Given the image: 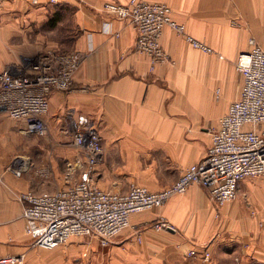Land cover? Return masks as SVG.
I'll return each mask as SVG.
<instances>
[{"label": "crops", "instance_id": "1", "mask_svg": "<svg viewBox=\"0 0 264 264\" xmlns=\"http://www.w3.org/2000/svg\"><path fill=\"white\" fill-rule=\"evenodd\" d=\"M49 1L3 3L0 73L8 67H25L35 58L38 49L31 48V36L27 38L29 32L20 28L19 17L49 18L56 10ZM109 1L128 0L59 3L74 10V21L82 32L74 44L80 60L71 89L53 90L49 96L45 120L54 130L56 146L52 177L74 175L76 181L83 163L105 190L124 193L137 182L159 191L207 155L213 129L239 98L243 80L236 60L252 48L251 37L264 48V0H147L168 4L190 34L213 49L196 48L166 27L162 45L169 58L157 62L137 51V30L130 22L104 10ZM13 35L20 41L12 42ZM24 53L30 57L20 61ZM71 112L86 114L95 122L104 147L100 164L89 166L74 144L68 127ZM14 121L0 120V139L12 138L14 152L18 140V147L29 152L31 141L20 136ZM42 146L48 157L49 141ZM27 155L17 157L28 165L20 177L9 170L8 154L0 151V257L23 255V264H65L63 245L50 253L49 261L48 254L32 247L33 239L25 229L21 193L53 190L55 185L33 172L34 163ZM246 179L238 194L245 189L258 193L260 200L249 207L253 217L239 200L219 205L205 187L193 184L163 206L133 214L131 233L120 234L124 237L113 246L115 252L134 258L136 264H264V239L258 235L259 225H264V185L255 188L246 183L243 189ZM159 218L170 227L156 229L153 224ZM194 247L210 248L211 259L190 256Z\"/></svg>", "mask_w": 264, "mask_h": 264}, {"label": "built area", "instance_id": "2", "mask_svg": "<svg viewBox=\"0 0 264 264\" xmlns=\"http://www.w3.org/2000/svg\"><path fill=\"white\" fill-rule=\"evenodd\" d=\"M7 0H0V10ZM64 0H50L53 5ZM104 10L126 20L137 30L136 49L157 61L169 58L161 38L170 25L195 47L212 52V48L186 32V26L172 16L170 6L145 0L109 1ZM252 48L238 55L236 67L242 76L239 98L234 100L212 131L207 155L190 165L173 184L159 191L131 183L127 192L101 188L90 169L79 172V178L56 191L21 193L25 229L33 245L55 249L73 237H97L104 245L132 226L133 214L163 206L171 196L185 193L193 184L205 187L211 198L224 205L237 198L240 183L249 177H264V48L252 38ZM80 55L51 50L36 56L22 68L8 67L0 73V110L25 124L27 133H46L45 116L49 112V96L53 90H69ZM68 127L74 144L83 152L89 166L100 164L104 147L95 122L86 114L71 112ZM27 162L14 160L9 170L21 176ZM153 226L170 227L159 218ZM141 240L140 231L136 232ZM190 256L210 260L208 247H194ZM23 255L0 257V264H23Z\"/></svg>", "mask_w": 264, "mask_h": 264}, {"label": "rangeland", "instance_id": "3", "mask_svg": "<svg viewBox=\"0 0 264 264\" xmlns=\"http://www.w3.org/2000/svg\"><path fill=\"white\" fill-rule=\"evenodd\" d=\"M147 1V0H145ZM119 2V1H118ZM150 2V1H148ZM155 3V2H154ZM156 3H161V2H156ZM161 4H166V3H161ZM62 4L55 5L56 10L52 12L49 16V18H30L28 16H20L19 19V26L22 30L27 33V38L31 36V43L30 45L32 46V49H38L37 54L35 55L38 56L40 54L47 53L51 50H57L60 52L64 53H74L76 52L74 50V44L77 39V37L81 34V29L76 25L74 21V10L71 9L70 7L66 6H61ZM168 5V4H166ZM169 6V5H168ZM172 9V8H171ZM57 15L60 16V19L56 21ZM173 16V12H172ZM175 19V17L173 16ZM176 20V19H175ZM56 21V22H55ZM178 23V20H176ZM54 23V24H53ZM184 24V23H182ZM186 26V24H184ZM166 27L172 28L170 25H166L163 29V33ZM174 29V28H172ZM176 32H178L176 29H174ZM186 32L190 34L187 30L186 26ZM162 33V34H163ZM179 33V32H178ZM184 37L186 40L185 36L181 33H179ZM191 35V34H190ZM163 36V35H162ZM194 37V36H193ZM254 38L251 37L250 40ZM196 39V38H195ZM255 39V38H254ZM256 40V39H255ZM12 42H19L20 38L19 36L13 35V38L11 40ZM187 41V40H186ZM190 43L189 41H187ZM161 44H162V38H161ZM192 44V43H190ZM193 45V44H192ZM194 46V45H193ZM163 47V45H162ZM195 47V46H194ZM197 48V47H196ZM164 49V47H163ZM165 51V49H164ZM213 51V50H212ZM166 52V51H165ZM30 56L26 53H24V57L20 58V61H26ZM240 74V73H239ZM241 75V74H240ZM242 77V76H241ZM225 94V91L221 93V96ZM0 111V120H9L10 122H13L14 120L11 119L10 117L6 116L4 113H1ZM16 122V121H14ZM16 125L17 131L20 134L22 138L25 140H30L31 141V148L30 151L26 153L23 152V149L18 147L20 143L17 142V151L14 152L12 149V138L9 140H5L7 137H3L0 139L1 145H0V151L2 153L8 154V165L17 159L18 156L20 155H27L31 158V162L34 163L33 166V172H35L39 178H41L43 181L48 182V184H51L50 182H54V189L53 190H45V191H56L59 189V187L64 188L66 187L69 183H72L74 179H76V176L74 175H69V176H64L63 178H56L52 177L53 173V161L52 158L56 154V149L55 145L53 144L54 141V130H51L50 128L46 133H27L25 132V124L23 122L17 121L14 123ZM18 136V135H17ZM5 141V145H3V142ZM49 141V146H48V152L49 156L46 157L47 151H45L42 146L43 142ZM72 148V147H70ZM27 150V149H26ZM51 154V155H50ZM26 156V157H27ZM52 156V158H51ZM48 159V160H47ZM54 160V159H53ZM55 161V160H54ZM7 165V166H8ZM31 167L29 168L28 171L31 170ZM68 165L65 164L64 168H67ZM61 168L63 166L61 165ZM83 169V167L79 166L78 169ZM80 169V171H81ZM27 172V171H26ZM23 176V174L21 175ZM20 176V177H21ZM78 180V179H77ZM75 182V181H73ZM246 183L251 185L252 187L255 188H263L264 185V178L262 177H249L246 179V181L242 182L241 188L246 186ZM244 189V188H243ZM240 201L241 204L248 209L251 215V211L249 210V207L253 206V204H256L260 199L258 193H252L248 190H243V192H239L238 197L233 201ZM231 202V201H230ZM256 202V203H255ZM228 203V202H227ZM147 211V210H146ZM252 216V215H251ZM253 217V216H252ZM260 222V219L258 220V223ZM259 230H258V235L260 239H264V225L260 224L259 225ZM131 228V227H130ZM130 228L126 229L123 232V235L130 234L131 231L129 230ZM123 235H119L116 238H114L113 242L110 243L109 245H104L102 242L97 237H90V236H85V237H73V239H76L72 242H69L66 245H63V255L65 254V260L68 262H65V264H136L134 258H125V254H120L118 252H115L116 248L113 247L114 245H118L122 238L124 237ZM78 240V241H77ZM264 245H262L263 247ZM33 248H40L42 252H44L47 256V259L50 261L52 260V256H50V253H53L56 249H61V248H56V249H46L42 247H37L32 245ZM67 250V252H65ZM50 263V262H49Z\"/></svg>", "mask_w": 264, "mask_h": 264}, {"label": "trees", "instance_id": "4", "mask_svg": "<svg viewBox=\"0 0 264 264\" xmlns=\"http://www.w3.org/2000/svg\"><path fill=\"white\" fill-rule=\"evenodd\" d=\"M59 19H60V16L57 15L56 21L59 20ZM56 21H55V22H56ZM53 24H54V23H53Z\"/></svg>", "mask_w": 264, "mask_h": 264}]
</instances>
